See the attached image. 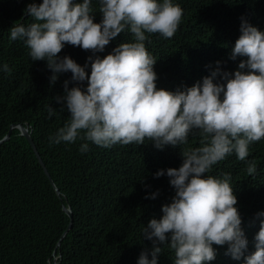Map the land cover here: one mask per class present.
Segmentation results:
<instances>
[{
	"label": "clouds",
	"instance_id": "obj_1",
	"mask_svg": "<svg viewBox=\"0 0 264 264\" xmlns=\"http://www.w3.org/2000/svg\"><path fill=\"white\" fill-rule=\"evenodd\" d=\"M91 5L92 0L29 3L25 12L34 22L10 28V39H22L32 61H46L52 72L51 82L69 71L78 84L87 80L86 90L79 86L69 89L65 81V93L56 99L66 106L70 120L55 137H50V142H75L79 138L103 147L123 144L115 147L123 150L147 138L162 149L186 144L189 133L197 129L193 138L196 148L181 151V166L166 170L168 177L162 179L163 187L152 196L154 202L148 209L152 214L161 211L163 216L151 219L144 228L142 234L153 240V248L151 259L147 251L141 252L138 264H157L158 254L162 253L157 241L174 251V264H207L216 258L215 249L227 264H264V200L257 202L261 203L259 209L246 221V210L239 207L230 171L232 166L239 168L252 183L259 175L258 156L264 154V11L258 22L208 24L204 32L216 36L217 46L221 44L219 50L225 59L226 51L228 61H218L217 69L212 68L202 84L173 92L157 89L156 59L144 41L146 33L173 37L183 8L172 0H100L103 18L96 23ZM125 30L130 31L135 42L119 44L102 59L83 53L85 61L91 62L90 75L85 70L87 65L58 55L65 44L101 52ZM3 70L11 71L7 64ZM52 112L49 108L50 116ZM23 126L31 135V125ZM80 150L87 151L88 144H82ZM39 157L44 177L62 201L40 154ZM223 164L225 167L213 175V168ZM164 174L165 170H159L155 175ZM257 193L260 192L253 193L252 198ZM71 209L62 204L69 223L56 245L71 228ZM130 221L133 229L138 227L132 215ZM245 223L256 230V241L249 245L256 250L248 256L244 254L248 243Z\"/></svg>",
	"mask_w": 264,
	"mask_h": 264
},
{
	"label": "trees",
	"instance_id": "obj_2",
	"mask_svg": "<svg viewBox=\"0 0 264 264\" xmlns=\"http://www.w3.org/2000/svg\"><path fill=\"white\" fill-rule=\"evenodd\" d=\"M33 2L39 4L42 0H0V139L8 134L11 125H31L32 139L62 201L44 177L33 146L19 129H14L9 140L0 144V264H52L54 259L56 264H138L144 251L151 259L153 240L142 233L151 219L163 216L161 211L152 214L148 209L154 202L152 196L157 194L156 188L164 185L161 180L168 177L166 170L182 164L181 149L196 148L193 138L198 130L189 133L186 144L166 145L164 149L156 148L147 138L144 143L128 144L123 150L115 149L123 144L103 147L79 138L75 142H50V137H55L70 120L66 106L56 99L64 95L65 81L69 89L79 86L86 90L87 80L78 84L69 71L51 82L52 72L46 61H32L25 42L10 39L12 26L34 22L25 12ZM78 2L82 0H73ZM172 2L184 10L176 33L171 38L146 33L144 43L156 59L157 89L173 92L186 90L198 82L202 84L203 78L213 72L212 68L217 69L218 61H226V51L225 59L216 36L204 32L208 24L230 20H235V24L238 20L258 22L264 11V0ZM91 6L94 22H101L100 0H92ZM123 42H135L130 31L120 33L101 52L65 44L58 55L70 56L79 65H87L85 70L90 75L91 62L85 61L83 53L102 59ZM5 64L10 72L3 70ZM49 108L53 109L51 116ZM84 143L88 144V150L82 152ZM258 160L259 175L252 183L239 168H230L240 198L239 207L246 210L243 211L246 221L264 200V154ZM224 167L223 164L216 170L213 168V175ZM159 170H165V174L157 177ZM257 191L261 194L252 198ZM258 201L261 203L257 204ZM62 204L72 208L73 222L57 247L69 223ZM130 215L138 223L136 230L128 220ZM244 228L248 242L244 254L248 256L256 250L249 246L256 241V230L250 223H245ZM166 236L170 242L171 233ZM156 243L162 247L157 264H174L175 253L169 245ZM215 250L216 258L207 264H227L220 251Z\"/></svg>",
	"mask_w": 264,
	"mask_h": 264
},
{
	"label": "water",
	"instance_id": "obj_3",
	"mask_svg": "<svg viewBox=\"0 0 264 264\" xmlns=\"http://www.w3.org/2000/svg\"><path fill=\"white\" fill-rule=\"evenodd\" d=\"M13 129H19V130L21 131V134H24V136H25V137L29 140V142L32 144V146H33V148H34V150H35V152H36L37 157H39V152H38V150H37V148H36V145H35V143H34L32 137H31V135H30V133H29V131H28V128H27L26 126L21 125V124L11 125L8 134H7L6 136H4V137L0 140V144H2L3 142H5L6 140H8V139L10 138V135L12 134ZM39 159H40V157H39ZM63 210H64L65 213H67V214L69 215L70 218H72V215H71V213H70L68 210H66L65 208H64ZM68 229H70V227H68ZM59 245H60V241H59V243L57 244V246H59Z\"/></svg>",
	"mask_w": 264,
	"mask_h": 264
},
{
	"label": "bare ground",
	"instance_id": "obj_4",
	"mask_svg": "<svg viewBox=\"0 0 264 264\" xmlns=\"http://www.w3.org/2000/svg\"><path fill=\"white\" fill-rule=\"evenodd\" d=\"M246 10H247V9H246ZM246 10H245V11H246ZM248 11H250V10H248ZM246 13H247V12H246ZM248 14H249V13H248ZM5 41H6V40H5ZM5 41H4V42H5ZM7 42H8V41H7ZM20 45H21V44H20ZM20 45H19V46H20ZM14 49H15V48H14ZM19 60H20V59H19ZM214 67H216V66H214ZM22 69H23V68H22ZM188 140H189V139H188ZM168 147H169V146H168ZM168 147H167V148H168ZM164 148H165V146H164ZM164 148H163V149H164ZM165 150H166V149H165ZM168 150H169V149H168ZM184 150H185V149H184ZM184 150H183V151H184ZM181 151H182V149H181ZM176 159H177V158H176ZM179 159H180V158H179ZM180 166H181V164H180ZM154 178H155V177H154ZM157 180H158V178H157ZM158 181H159V180H158ZM161 181H162V180H161ZM148 184H149V183H148ZM161 184H162V183H161ZM154 185H155V184H154ZM154 187H155V186H154ZM157 187H158V186H157ZM162 187H163V186H162ZM153 190H154V188H153ZM156 190H158V189L156 188ZM148 193H149V192H148ZM150 197H151V196H150ZM148 201H149V199H148ZM158 213H159V212H158ZM139 215H140V214H139ZM154 215H155V214H154ZM147 217H148V216H147ZM151 217H152V216H151ZM136 218H137V216H136ZM139 218H140V217H139ZM147 219H148V218H147ZM159 219H160V218H159ZM128 220H130V219H128ZM146 221H147V220H146ZM130 222H131V221H130ZM139 226H140V224H139ZM138 228H139V227H138ZM140 228H141V227H140ZM135 230H136V229H135ZM141 231H142V230H141ZM125 233H126V232H125ZM132 235H133V234H132ZM124 236H125V235H124ZM127 236H128V235H127ZM129 236H130V235H129ZM135 237H136V236H135ZM138 237H139V236H138ZM59 247H60V246H59ZM54 251H55V250H54ZM54 256H55V255H54ZM159 257H160V256H159ZM163 257H164V255H163ZM60 259H61V258H60ZM165 260H166V258H165ZM159 261H160V260H159ZM163 261H164V259H163ZM166 261H167V260H166ZM56 262H57V261H56Z\"/></svg>",
	"mask_w": 264,
	"mask_h": 264
}]
</instances>
